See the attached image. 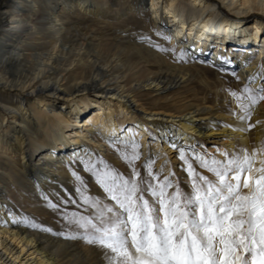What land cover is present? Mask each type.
<instances>
[{"label": "bare ground", "instance_id": "6f19581e", "mask_svg": "<svg viewBox=\"0 0 264 264\" xmlns=\"http://www.w3.org/2000/svg\"><path fill=\"white\" fill-rule=\"evenodd\" d=\"M216 1L241 18L264 15V0ZM219 9L212 0H0V264H107L102 248L32 226H65L51 206L70 198L66 189L76 191L74 212L96 215L73 171L85 174V195L114 205L79 158L121 168L116 149L131 152L134 141L142 169L156 138L152 148L174 155L185 176L181 149L194 161L261 145L264 101L251 109L253 138L231 91L264 85V24L251 32ZM72 126L88 128L90 144L69 142Z\"/></svg>", "mask_w": 264, "mask_h": 264}, {"label": "snow or ice", "instance_id": "6c2138e0", "mask_svg": "<svg viewBox=\"0 0 264 264\" xmlns=\"http://www.w3.org/2000/svg\"><path fill=\"white\" fill-rule=\"evenodd\" d=\"M184 56L181 52L179 59ZM231 95L242 111L238 118L250 120L252 106L264 101V85L253 89L246 84L242 93L231 91ZM140 147L132 141L131 152L116 149L132 169L128 178L102 159H80L84 170L95 177L115 203L101 206L98 198L78 188L83 203L96 209V215L85 217L73 212L67 216L82 235L66 238H81L102 248L107 264H264V159L259 167L255 166L257 155L264 156V147L254 149L252 154L246 149L241 150L242 154L223 151V159L196 154L194 161L213 178L198 172L193 159L181 149L179 159L186 165L189 192L169 178L175 173L161 180L153 172L151 160L145 165L149 179H141L135 166L141 158ZM72 175L85 186L77 172ZM141 184H146V189ZM145 191L155 203L145 198Z\"/></svg>", "mask_w": 264, "mask_h": 264}, {"label": "rangeland", "instance_id": "374dc122", "mask_svg": "<svg viewBox=\"0 0 264 264\" xmlns=\"http://www.w3.org/2000/svg\"><path fill=\"white\" fill-rule=\"evenodd\" d=\"M1 1H2L3 5H4L5 3H9L11 0H1ZM212 2H217L219 4L220 9L218 11L220 12V15L230 20V21H227V23L234 24V22L236 23L237 21L243 22L242 24H244V25L246 24V28H250L251 29L250 30L251 32L253 30H256L257 29V26L259 28V25H257V24H260V25L261 24H264V15H262L260 13L258 14L256 12H251L249 14L250 17H248V18H241V16L238 17L236 14H234L229 9L223 7L222 6V3H220L219 1H216V0L213 1L212 0ZM259 32H260V28H259ZM252 51H254V53L256 55L258 54V50L252 49ZM236 54H238V53H236ZM254 59H256V58H254ZM263 71H264V67H263ZM236 113L238 114L239 113V110H236ZM251 119H252V116H251ZM251 119L248 120V122H247V129H248V132L253 135V138H255V137L258 136L257 127H258V124L259 123H258V121L254 120V119H253V121H251ZM262 122L263 121H261V123ZM65 131L69 132V133H65V135L68 134V137L67 138H68V141L69 142L76 143V144H83V145H85V143L90 144V140H86L87 142H85V138L83 137V136H85V134L86 135H90L89 132H88V128L80 127V126H72L69 131L68 130H65ZM153 131L154 130L152 129L151 133ZM122 132H123V134L125 133V131H123V130L121 131V133ZM131 132H132V130L129 131V133H131ZM75 133H77V135H75ZM216 139L218 140V142H221L222 139H223V136L217 134ZM156 141H158V139H156V138L155 139L152 138L150 140L149 143L151 144V146L149 147V150L147 152H144L145 157L143 158V161L142 162H145V165H146V163L149 160L154 161L153 166H152V170H153V172L156 175L157 174H160L159 177H160L161 180H163V178L165 176H169L170 173H175L174 176H169V178L174 183H177L179 185V187L184 192H189L191 190V185H190V180H189V177H188V174H187L186 170H185V172H186L185 176H183V175L181 176L178 173V165L177 164L176 165L173 164V161L175 160V158H173L174 155H171V156L169 155L168 156V155H166V152H164L162 149L160 151H158V149H160V147H157L154 150L152 147H153L154 142H156ZM152 142H153V144H152ZM206 145L207 146H212L214 144H208V143H206ZM216 146H221L222 147L221 144H216ZM238 147H240V148H238ZM261 147H264V133H263V136H262V143L256 149H259ZM223 148H225V146H223ZM236 150H237V153H240L241 154V145L239 143L236 146ZM229 154H232V153H229ZM249 154H251V153H249ZM154 158H156V160H158L159 164L155 163ZM262 159H264V156H262ZM79 161H80V158L76 162L77 165H80V162ZM108 165L111 168L115 169L119 174H122L125 178H128V177L131 176L132 169H131V167L129 166L128 163H126V165H124L121 168L120 167H117V166H114L111 163H108ZM145 165H143V168L140 169V168H138V161H135V166L138 168V170L141 173V179L147 180V179H149V177H148V170L145 167ZM167 165L169 166V168H168ZM193 166L196 168V170L198 172H201L204 175H208L210 178H213L211 173L207 172L206 169L200 168L195 161H193ZM122 170H124L125 173ZM126 170H128L129 172L126 171ZM84 176H85V174L82 175V177H84ZM133 178H135V177H133ZM83 180H84V185H85V178ZM183 180H185V182ZM76 182H77L76 183V189L79 188L81 191H84L85 192V186H82L80 184V182L77 181V180H76ZM153 183H155V181H153ZM146 187H147L146 184H141V188L146 189ZM66 191L69 193L67 195L68 196L70 195L69 196L70 198L67 199V200H62V204H61V202H59L61 204V206H57L55 208L53 207L55 209V212H56L57 216L59 218H64V222H62V223L65 224V226L58 229L56 227H53V225H50L49 223H45V224L39 223V226H40L41 231H43V232H49L48 234H55L56 231L58 233H64V235H63L64 238H66V237H68L71 234H74L76 232L78 233V235H82V230L79 229L75 224L69 223V220L66 219V217L69 216L68 213L69 212L70 213L71 212H74L75 208L78 207V203L76 201L77 199L74 196V195H76V191H74L73 194L72 193L70 194V191L68 189H66ZM144 196H145V198L149 199L151 202L155 203V198L154 197H151L150 192L145 191L144 192ZM76 213L85 216V210H83V211L78 210V211H76ZM45 229H51V231H46ZM78 241H80V244L81 245L87 244L81 238ZM24 256L25 257H28V254L23 255V257ZM23 257L21 258V260L23 259ZM10 258H11V256H10ZM31 258L32 257L27 258V259H25V261H28ZM33 260L34 259L30 260L27 264H35V263H33ZM23 261H24V259H23ZM17 263L18 264H22L19 261Z\"/></svg>", "mask_w": 264, "mask_h": 264}]
</instances>
